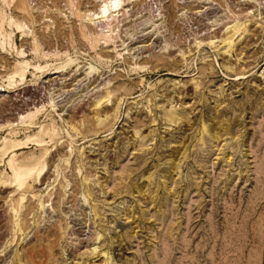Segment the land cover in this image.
<instances>
[{
    "label": "rangeland",
    "instance_id": "rangeland-1",
    "mask_svg": "<svg viewBox=\"0 0 264 264\" xmlns=\"http://www.w3.org/2000/svg\"><path fill=\"white\" fill-rule=\"evenodd\" d=\"M108 1L0 0V264H264V0Z\"/></svg>",
    "mask_w": 264,
    "mask_h": 264
},
{
    "label": "bare ground",
    "instance_id": "bare-ground-1",
    "mask_svg": "<svg viewBox=\"0 0 264 264\" xmlns=\"http://www.w3.org/2000/svg\"><path fill=\"white\" fill-rule=\"evenodd\" d=\"M115 1V0H114ZM108 3H112V0H110V1H108ZM108 3L106 2V3H103L102 5H100V8H99V10H98V13H96L95 15H97V14H101V15H104L107 11H108V9H110V8H108L109 6H111L110 4H109V6H108ZM108 13V12H107ZM102 17V16H101Z\"/></svg>",
    "mask_w": 264,
    "mask_h": 264
}]
</instances>
